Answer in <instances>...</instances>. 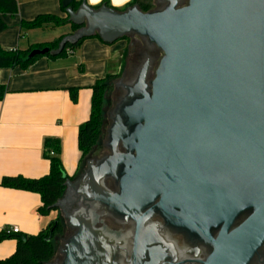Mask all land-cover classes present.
Returning a JSON list of instances; mask_svg holds the SVG:
<instances>
[{"label": "water", "instance_id": "obj_1", "mask_svg": "<svg viewBox=\"0 0 264 264\" xmlns=\"http://www.w3.org/2000/svg\"><path fill=\"white\" fill-rule=\"evenodd\" d=\"M73 1L62 6L84 26L51 53L96 34L146 36L164 53L134 114L136 155L124 180L163 181L165 197L223 223L206 264H245L264 241V0H169L150 11L86 0L74 11ZM250 202L253 213L231 229Z\"/></svg>", "mask_w": 264, "mask_h": 264}, {"label": "flooded vegetation", "instance_id": "obj_2", "mask_svg": "<svg viewBox=\"0 0 264 264\" xmlns=\"http://www.w3.org/2000/svg\"><path fill=\"white\" fill-rule=\"evenodd\" d=\"M168 3L158 0L151 10H163ZM125 37L126 47L118 57L121 70L114 73L111 95L105 96L113 103L106 113L104 108L102 139L86 166L66 185L55 217L62 226L55 237L61 244L49 264H206L223 223L199 217L165 197L163 181L124 180L136 155L140 123L134 114L150 97L164 56L146 36ZM104 170L107 175L102 179ZM254 210L247 203L231 229ZM245 264H264V241Z\"/></svg>", "mask_w": 264, "mask_h": 264}, {"label": "crops", "instance_id": "obj_3", "mask_svg": "<svg viewBox=\"0 0 264 264\" xmlns=\"http://www.w3.org/2000/svg\"><path fill=\"white\" fill-rule=\"evenodd\" d=\"M102 1L87 0V3L93 7ZM129 1L109 0L118 8ZM41 14L62 18L69 15L62 0H18L17 13L3 16L7 28L0 32V47L27 49L73 33L71 23L21 29L23 20L30 21ZM126 44L123 38L106 42L92 35L77 49H68L66 55L39 57L28 68L0 69V84L8 88L0 101V182L6 176L39 178L49 174L50 161L44 155V142L49 137L61 141L66 173L73 176L78 172L82 157L78 133L90 115L92 87L115 73L111 69ZM75 87L77 101L72 100L70 91ZM41 204L38 193L0 184V231L17 226L19 233L38 234L57 213L41 215ZM16 247L15 238L1 241L0 259L10 256Z\"/></svg>", "mask_w": 264, "mask_h": 264}, {"label": "trees", "instance_id": "obj_4", "mask_svg": "<svg viewBox=\"0 0 264 264\" xmlns=\"http://www.w3.org/2000/svg\"><path fill=\"white\" fill-rule=\"evenodd\" d=\"M83 1L85 0H74L71 4L72 9L76 11ZM103 5L118 11L126 10L134 5H138L142 11H150L152 9L149 0H131L123 8L114 7L110 4L109 0H103L100 4L93 7L97 9ZM64 10H66V8H64ZM17 11L18 0H0V32H3L7 28L3 16L15 15ZM68 23H71L73 32L84 26V24L72 22L69 15L62 18L52 14H41L33 20H23L21 22V29L46 28L51 24L54 26H61ZM96 37H99V35L96 34ZM63 38L64 37H60L54 41L32 45L27 49H4L0 47V69L14 68L17 66L28 68L39 57L46 55L56 58L66 55L68 49H77L88 36L79 39L76 43L66 44L64 49L58 54L51 53V51L59 49ZM122 38L124 39L126 37ZM45 47H49L50 52L45 55H36L33 58H29V54L32 50ZM115 76V74H108L106 77L98 80L92 87L93 95L90 115L86 122L80 127L78 133V146L82 154L81 162L84 158L90 157V155L93 154L102 139L104 133L103 110L105 96L112 89V82ZM70 91L72 100L77 101L78 88H71ZM7 92V86L0 84V101L4 99ZM61 151L62 145L60 139L51 137L46 138L44 142V155L50 161L49 174L39 178H27L22 175L6 176L2 179L0 184L4 187L22 189L40 194L42 204L39 207V213L44 216L50 215L51 212L57 210L55 205L65 194L66 181L74 179L80 171L79 168L78 172L73 176H69L66 173L61 159ZM61 232L62 226L58 218L52 219L38 234L14 233L9 230V227L1 230L0 242L8 238H15L17 240V247L10 256L0 259V264H47L55 257V237Z\"/></svg>", "mask_w": 264, "mask_h": 264}, {"label": "rangeland", "instance_id": "obj_5", "mask_svg": "<svg viewBox=\"0 0 264 264\" xmlns=\"http://www.w3.org/2000/svg\"><path fill=\"white\" fill-rule=\"evenodd\" d=\"M140 1H142V0H140ZM149 2L152 5V9H154L157 6V4L154 2V0H149ZM49 34H51V33H49ZM118 57H120V54L118 55ZM118 57H117V61L115 62V64L113 65V67L111 69L115 73H117V72H119L121 70V66H120V63H119L120 62V59ZM108 93H109L108 95H111V91L108 92ZM111 105H112V98L110 99V96H109L108 99L105 100V103H104L105 113H106V109L108 111L109 110V107ZM103 112H104V110H103ZM107 123H108V121H107ZM93 153H96V152H93ZM86 159H88V157H86V158H84L82 160L81 165H80V170H82L85 167V161H86ZM53 214H54V212H53ZM51 219H52V216H51ZM60 243L61 242L59 240H55V244H56L57 247L60 245Z\"/></svg>", "mask_w": 264, "mask_h": 264}, {"label": "built area", "instance_id": "obj_6", "mask_svg": "<svg viewBox=\"0 0 264 264\" xmlns=\"http://www.w3.org/2000/svg\"><path fill=\"white\" fill-rule=\"evenodd\" d=\"M9 230H10L11 232H14V233H19V232H20V229H19V227H17V226L10 227Z\"/></svg>", "mask_w": 264, "mask_h": 264}]
</instances>
